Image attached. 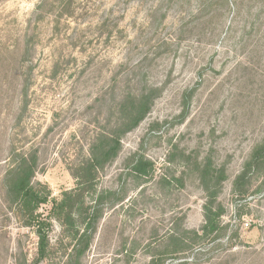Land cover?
I'll use <instances>...</instances> for the list:
<instances>
[{
	"label": "rangeland",
	"instance_id": "rangeland-1",
	"mask_svg": "<svg viewBox=\"0 0 264 264\" xmlns=\"http://www.w3.org/2000/svg\"><path fill=\"white\" fill-rule=\"evenodd\" d=\"M142 90L157 97L99 174L97 192L114 195L81 264L173 262L174 238L203 226L207 164L224 171V213L219 238L188 251L190 264H264V164L234 192L264 140V0H0V264L36 257L2 185L10 144L37 148L33 184L59 200L111 127L115 96ZM134 155L152 175L133 174ZM65 238L54 222L41 264L64 260Z\"/></svg>",
	"mask_w": 264,
	"mask_h": 264
},
{
	"label": "trees",
	"instance_id": "trees-1",
	"mask_svg": "<svg viewBox=\"0 0 264 264\" xmlns=\"http://www.w3.org/2000/svg\"><path fill=\"white\" fill-rule=\"evenodd\" d=\"M154 93L156 92L153 90H142L115 96L111 127L93 136L86 155L72 168L75 187L63 192L59 200L51 198L50 191L45 185L33 184L38 166L37 148L25 150L10 144L2 185L10 208H14V214L22 226L31 230L37 239L36 257L31 264H41L49 257L50 234L54 222L60 225L68 241L67 244L60 245L63 252L69 254L64 256V260L59 264H81V259L90 246L92 234L102 216V208L114 195L112 192H97L99 174L117 157L122 137L135 129L149 114L157 97ZM187 109L188 104L185 102L178 116L180 121L186 117ZM261 164H264V140L254 149L251 159L236 177L235 193H241V183L247 172ZM130 169L138 177H147L153 174L154 166L143 157L134 155ZM200 179L206 194V201L202 207L203 226L199 231H183V235L174 238L178 248L173 252L175 255L173 262L169 264L193 263L188 260L187 254L192 253L188 251L196 246H203L209 239L216 241L219 238L220 218L224 210L217 202V198L225 174L223 169H214L207 164L200 169ZM49 204L50 208L42 211V207Z\"/></svg>",
	"mask_w": 264,
	"mask_h": 264
},
{
	"label": "built area",
	"instance_id": "built-area-1",
	"mask_svg": "<svg viewBox=\"0 0 264 264\" xmlns=\"http://www.w3.org/2000/svg\"><path fill=\"white\" fill-rule=\"evenodd\" d=\"M248 225L247 224H245V227H247Z\"/></svg>",
	"mask_w": 264,
	"mask_h": 264
}]
</instances>
